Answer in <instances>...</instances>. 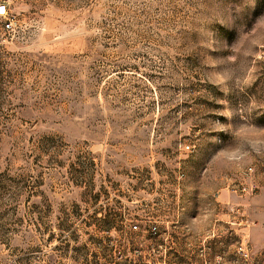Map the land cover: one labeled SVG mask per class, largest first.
I'll return each mask as SVG.
<instances>
[{
	"label": "rangeland",
	"instance_id": "obj_1",
	"mask_svg": "<svg viewBox=\"0 0 264 264\" xmlns=\"http://www.w3.org/2000/svg\"><path fill=\"white\" fill-rule=\"evenodd\" d=\"M2 2L0 255L264 264V0Z\"/></svg>",
	"mask_w": 264,
	"mask_h": 264
},
{
	"label": "built area",
	"instance_id": "obj_2",
	"mask_svg": "<svg viewBox=\"0 0 264 264\" xmlns=\"http://www.w3.org/2000/svg\"><path fill=\"white\" fill-rule=\"evenodd\" d=\"M0 17L3 20L4 29L9 32L16 31L15 17L11 15L9 5L6 2L0 3ZM187 149H192L193 146L187 144ZM249 170H253L252 167ZM185 174L181 173L180 177H184ZM253 190V187H249L243 184L240 190L242 192ZM133 228L136 230L139 228L137 223L133 224ZM150 231L152 233H159V227L155 223L151 225ZM53 232L48 231L47 235L43 237L39 234L37 236V242L18 243L4 245V251L0 255V264H72L74 262V250L68 251L67 258L59 259L61 256L58 254L57 243L54 241L52 236ZM108 247L110 252L108 255L111 257L106 258V255L99 256L98 260L100 264H117L119 259L117 253L119 247L114 243H109Z\"/></svg>",
	"mask_w": 264,
	"mask_h": 264
}]
</instances>
